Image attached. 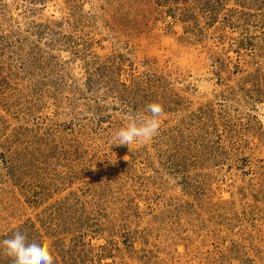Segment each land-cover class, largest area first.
Segmentation results:
<instances>
[{
  "label": "rangeland",
  "instance_id": "374dc122",
  "mask_svg": "<svg viewBox=\"0 0 264 264\" xmlns=\"http://www.w3.org/2000/svg\"><path fill=\"white\" fill-rule=\"evenodd\" d=\"M153 102L157 134L112 145ZM16 231L53 264H264V0H0Z\"/></svg>",
  "mask_w": 264,
  "mask_h": 264
},
{
  "label": "clouds",
  "instance_id": "9594fccd",
  "mask_svg": "<svg viewBox=\"0 0 264 264\" xmlns=\"http://www.w3.org/2000/svg\"><path fill=\"white\" fill-rule=\"evenodd\" d=\"M162 105L156 102L146 105L147 114L133 115L113 134L112 145L140 144L150 140L159 130ZM111 145V146H112ZM111 160V159H110ZM0 251L14 258V264H53L50 242L43 237L28 238L16 231L10 238L0 240Z\"/></svg>",
  "mask_w": 264,
  "mask_h": 264
}]
</instances>
